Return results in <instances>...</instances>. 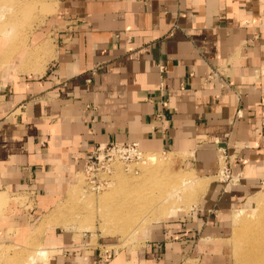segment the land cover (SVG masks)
I'll return each instance as SVG.
<instances>
[{
  "label": "crops",
  "instance_id": "obj_1",
  "mask_svg": "<svg viewBox=\"0 0 264 264\" xmlns=\"http://www.w3.org/2000/svg\"><path fill=\"white\" fill-rule=\"evenodd\" d=\"M52 2L47 32L0 69V191L28 197L0 221V244L11 242L8 227L30 230L95 145L137 142L189 156L206 177L225 155L237 181L212 180L196 210L151 224L137 250L102 257L92 236L49 230L47 264H225L209 235L264 179V0ZM216 68L228 86L210 77Z\"/></svg>",
  "mask_w": 264,
  "mask_h": 264
},
{
  "label": "rangeland",
  "instance_id": "obj_2",
  "mask_svg": "<svg viewBox=\"0 0 264 264\" xmlns=\"http://www.w3.org/2000/svg\"><path fill=\"white\" fill-rule=\"evenodd\" d=\"M23 2H32L30 6L32 7L31 14L33 17L27 21L26 19L21 20L18 23L19 25L17 24L14 27L15 33L13 34L12 30L10 35L7 34V36L4 30L7 26L6 23L9 22V19H13V17L16 16V12L14 11L15 8L13 7L18 8L19 4ZM55 6L56 4L52 2V0H0V9L2 8V14H4V17L0 19V45H3L0 50L1 62L5 61V59H3L4 56L2 57L1 54L7 48L9 49L12 43H20L22 46L18 45L20 49L13 51L14 53L16 52L15 54L11 51V53H13V58L18 54L20 55L23 49L26 48V50H28L30 47L36 45L35 43L37 41L35 35L39 32H47L48 19L54 14ZM16 18L18 17L16 16ZM2 28L3 30H1ZM15 34L19 37L17 36V38ZM46 35H48V33H46ZM23 37H26V40ZM14 38L19 41L17 40L15 42ZM6 41L8 44H6ZM43 50L44 49L41 48V51L40 49L37 51L41 53ZM2 68L3 67H0V69ZM5 68L2 71H4ZM14 71L16 70L14 69ZM26 71L28 70L20 69L17 70L16 73ZM159 152H161L159 155L161 158L163 157V161L167 163L162 164L159 169L155 170L156 175H154L155 179L153 181L148 178V168L150 167H147L144 162H142V159L135 160L130 166L118 163L116 165V172L119 171V175L115 172L113 181L109 187L100 192L92 191L87 187V179L85 174L82 173V170L76 172L74 180L72 179V185L69 186L53 204L50 202L45 203L46 210L40 211L42 215L36 217L32 221L29 231L22 233L18 228H7V230H9L8 232L10 234L14 233V235L10 237L11 242H2L0 244V264H34L30 257L33 255L36 256L35 253L37 248L41 247L42 235L52 229L73 230L80 236L84 234L92 236L91 245L98 247V252L102 257L106 256V254H112L111 251L106 253L105 249L107 251L114 249L117 250L118 253L132 251L133 249L137 250L143 246V240L148 237L147 228L153 223L164 221L157 215L155 211L156 207L154 206L156 205V199L160 196V194L158 196V193L162 188V186L156 183L157 178H160L164 183H170V181L182 177L191 179L198 176L201 179H195V187H197V184L198 186L200 185V183L197 182L206 183V188L200 189L195 193L194 198L196 202L190 203V206L187 207L181 215L174 219L171 218L170 221L181 219L196 210L203 202L204 196L208 193L212 180L216 179L224 183L237 181L234 180L236 174L232 176L231 173L225 170V164L226 162L228 163V161L224 155H220L222 168L218 176L206 177L199 174L186 162L189 156L169 151ZM143 154L146 155L145 152H143ZM202 180H204L205 183ZM115 182H122L121 184L124 185H115L112 189V185H114L113 183ZM129 183L132 185H129ZM116 188L117 190L115 191ZM259 194H264V179L252 190L245 204H241L236 210L229 213L225 230H220L221 233L216 235H209L213 238L211 241L214 242V244H212V251L216 255V258H220L225 264H237L236 247L233 239L235 227L233 226V220L235 213L239 214L240 212L245 218L250 215L254 208L256 209L255 211H259L261 209L259 207L262 205L258 207L259 204L252 201ZM21 196L22 195L19 194H11L10 192L6 194V192L0 191V221L6 219L5 217L10 210L9 208L14 203L20 202L24 204L26 200H28L27 196ZM34 205L39 204L35 200H31L30 207ZM43 218L45 219L43 220ZM40 222H44V228L42 230H40ZM86 224L90 227L86 228ZM44 230L46 231L45 233ZM119 230H127L128 233ZM134 230L136 231L135 234L133 233ZM40 264H42V262Z\"/></svg>",
  "mask_w": 264,
  "mask_h": 264
},
{
  "label": "bare ground",
  "instance_id": "obj_3",
  "mask_svg": "<svg viewBox=\"0 0 264 264\" xmlns=\"http://www.w3.org/2000/svg\"><path fill=\"white\" fill-rule=\"evenodd\" d=\"M3 1H5V0H3ZM31 3L32 2H27V3L23 2V3L19 4L18 8L13 7V8H15L14 11L16 12V16L18 18H16V16L13 17V19L10 17L11 19H9V22H7V23L5 22L7 24L6 29H4L6 35L7 34L10 35V32L12 30H13V34H14L15 33L14 27L21 20L26 19V21H27L33 17V15L31 14V12H32V7L30 6ZM10 8H11V6H10ZM1 9H0V19L2 17H4V14H2L3 10H1ZM20 17H22V18H20ZM6 19H7V17H6ZM3 26H5V25H3ZM23 26H25V25H23ZM1 30H3V28ZM13 34H11V35H13ZM15 36H16V34H15ZM23 38L25 39L26 37H23ZM14 40H15V38H14ZM14 40H12V41H14ZM17 40H15V42ZM25 40H24V42H25ZM18 45H20V43H14V44L12 43L11 46L9 47V49L7 48L5 51L3 50L4 52L1 55H2V57L4 56L3 59H5V61H3L4 62V64H3V62H1V60H0V67L4 68V66H6V65L9 67L10 66L15 67L16 63L14 62L11 64V61H9V60L11 59L12 54L14 53L13 51H15L16 49H20V47ZM11 51L13 53H11ZM32 52L34 55L37 54L36 56H38L37 50L35 52L34 51H32ZM31 55H30V57H31ZM24 56H25V54H24ZM24 56H23V58H24ZM30 57H27V58L31 60ZM27 58H26V60H27ZM32 58H34V56ZM24 67H26V66H24ZM19 68H21V66ZM145 153H146V155L143 154V156H142V162H144V164L147 167H150V168H148L149 169L148 178L152 179V181H153L155 179L154 175H156L155 170L159 169L162 164H165L167 162L166 161L164 162L163 157L161 158V156L159 155V153H161V152H145ZM144 164H143V166H144ZM146 166H145V168H146ZM116 174L119 175V171L116 172ZM195 179L200 180L201 178L198 176L195 178H191V179H189V178L186 179V178L182 177V178L170 181V183H167V182L164 183L160 178H157L156 183L159 186H162V188H161L160 192L158 193V196H159V194H160V196L158 199H156V205H154V206L156 207L155 211L157 212V215L160 216L162 218V220L167 221V220H170L171 218H175V217H178L179 215H181L185 211V209L190 206V203L195 201V198H194L195 193L200 189L206 188V183L204 182V180H202V181L205 184H203L201 182H197V183H200V185L198 186V184H197V187H195V184H196ZM121 183L120 182L113 183L114 185H112V189L114 188L115 185L116 186L117 185H121V186L124 185ZM129 185H132V184L129 183ZM60 187H61V191L65 190L64 189L65 186H60ZM116 190H117V188L115 189V191ZM185 190H186V192H185ZM80 192H81V190H80ZM13 199H15V198H13ZM252 201L256 204L258 203L259 204L258 207L260 205H262L261 207H259L261 209L259 211H255L256 209L254 208V210L251 211L250 215L248 217H245V218L242 216V214H240V212H239V214L235 213V217L233 220V223H234L233 226H235L233 239H234V243H235V247H236L235 250H236L237 264H264V194L257 195V197H255ZM54 202H55V198L51 199V204H53ZM44 219L45 218H43V220ZM39 224H40V230H42L44 228V226H43L44 222H42V223L40 222ZM36 227H37V225H36ZM87 227L89 228L90 226H88V224H86V228ZM119 231H123V232L128 233L127 230H119ZM45 232L46 231L44 230V233ZM133 233L135 234L136 231L134 230ZM130 235H133V234H130ZM35 255L36 256L33 255L30 257V259L32 260V262H34V264H35V261L37 259L39 261L41 260L42 264H47V260L49 259L47 249L39 247V248H37ZM43 260H45V261H43Z\"/></svg>",
  "mask_w": 264,
  "mask_h": 264
},
{
  "label": "built area",
  "instance_id": "obj_4",
  "mask_svg": "<svg viewBox=\"0 0 264 264\" xmlns=\"http://www.w3.org/2000/svg\"><path fill=\"white\" fill-rule=\"evenodd\" d=\"M165 67L160 66V71L163 73ZM222 68L212 70L210 77L220 76L223 79V86H228L227 81H224ZM164 81L160 82V90L164 91ZM233 95L238 102L242 100V94L237 90H233ZM162 107L168 108V100L162 99ZM238 115L241 116V111L238 110ZM159 116H162L160 114ZM143 151L137 142H110L97 144L93 147L87 156L82 173L87 179V187L96 192L105 190L113 181V175L116 172V165L123 163L125 166L132 165L135 160H141ZM225 156V155H224ZM226 158V157H225ZM225 170L230 173V168L226 162Z\"/></svg>",
  "mask_w": 264,
  "mask_h": 264
}]
</instances>
